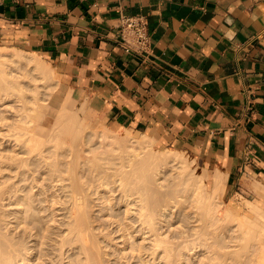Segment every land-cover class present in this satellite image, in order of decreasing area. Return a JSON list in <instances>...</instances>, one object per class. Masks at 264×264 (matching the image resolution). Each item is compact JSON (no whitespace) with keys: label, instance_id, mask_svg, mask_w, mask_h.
Masks as SVG:
<instances>
[{"label":"crops","instance_id":"1","mask_svg":"<svg viewBox=\"0 0 264 264\" xmlns=\"http://www.w3.org/2000/svg\"><path fill=\"white\" fill-rule=\"evenodd\" d=\"M121 14L146 18L148 56L117 43ZM0 44L44 58L97 121L221 172L223 198H259L264 0H0Z\"/></svg>","mask_w":264,"mask_h":264},{"label":"bare ground","instance_id":"2","mask_svg":"<svg viewBox=\"0 0 264 264\" xmlns=\"http://www.w3.org/2000/svg\"><path fill=\"white\" fill-rule=\"evenodd\" d=\"M27 54L8 53L0 47V102L15 101L19 104L10 117L0 114V180L5 179L7 170L10 173L14 170L12 177L15 179L13 183L0 181V206H8L15 211L12 213L15 228L28 236L29 245L62 247L72 236L75 240L69 245L80 243L87 250L90 246H110L115 240L116 244L131 246L132 252L136 250L141 264H177V257L181 255L177 252L180 244L205 246L209 233L188 229L187 224L206 219L220 220L223 174H214L208 185L205 172L194 175L193 160L182 152L155 150L154 140L149 135L143 134L139 139L123 129L115 133L108 129L95 132V137L110 142L113 147L104 149L102 146L103 150L97 153L95 148L91 149L89 154L93 158L80 162L82 141L80 143L79 140L82 138L83 143L90 146L93 138L83 136V123L75 113L67 111L68 106L65 108L63 105L61 114L60 111L58 113L60 116H56L57 121H54L59 123L57 135L53 131L47 133L46 98L50 90L48 83L55 79L52 78L54 71L39 55ZM28 76L38 82L32 89L21 83V79ZM66 99L64 105L70 101L68 96ZM62 136L71 139L67 153L59 152L64 145ZM97 154L105 158L114 155L121 158L108 172L109 168L101 167L100 161L104 158ZM66 157H70V161L63 163ZM107 159L114 160L112 157ZM102 168L104 170H99ZM173 170L177 173L178 183L169 182L175 180L168 173ZM259 188L261 190L258 185L256 189ZM180 190L187 193L184 201H190L196 213L187 216L185 224L173 234L171 226L179 216L170 215V206L175 207L179 202L175 199ZM263 190L258 191L263 193ZM24 191L32 193V198L25 200ZM256 202L258 206L251 201L226 203V209L222 211L224 218H221L235 220L236 214L245 207L253 214V217L245 216L246 222L261 220L256 228L264 239V196L260 194ZM34 205L39 207V211L49 210L53 217L61 215L65 219L61 224L64 233L52 238L45 231L33 232ZM164 226L165 231L162 230ZM136 239L140 241L136 243ZM1 240L2 237L0 253L4 246H26L7 237L5 243ZM125 249L118 252L120 259L132 264L130 261L134 254L128 259ZM95 256L87 253L86 260L100 264ZM29 261L20 258L16 264Z\"/></svg>","mask_w":264,"mask_h":264},{"label":"rangeland","instance_id":"3","mask_svg":"<svg viewBox=\"0 0 264 264\" xmlns=\"http://www.w3.org/2000/svg\"><path fill=\"white\" fill-rule=\"evenodd\" d=\"M0 47L4 48V51L8 53L9 52L11 53L19 52V53H24V54L29 53L24 50H19V49L1 45V44H0ZM40 58L46 61L41 56ZM48 64L54 71L55 76L53 75L52 78L54 77L55 79H50L51 81H49L48 83L50 90H48V94L46 98V106H47L46 115L47 116L45 115L48 120L47 124L45 125V129L49 128L46 130L47 133L51 134V132L53 131V134L55 133V135H57L58 128L56 129V127H59V123L57 122L54 123V121H57V119L55 120V118L56 116L58 117L60 116L58 115V113L62 109L63 106L64 107L68 106L67 111L75 113L80 119V121L83 123L85 127L82 133L83 136L86 135L87 137L90 136L91 138H93L91 142L92 144L90 146L87 142H85L84 144L82 138L81 140H79L80 143L82 141V143L80 144L81 145L80 162L93 158V155L89 154V150L91 149L95 148L96 153L103 150V148H101L102 146L104 147V149H111L113 145H111L110 142H104L101 138L95 137V132L99 133V131H102V130L104 131V129L105 130L108 129L109 131H112L113 133H115L119 131L120 129H113L97 121L90 115L87 109H85L83 106L78 105L77 101L72 97L71 92L63 88L62 84L60 83V77L56 73L55 69L51 66L50 63ZM52 80H55L56 83L55 81L52 83ZM21 81H22L21 82L22 84H24L25 86L27 85L30 89H32L38 84V82H34L31 79V76L24 77L21 79ZM28 95L30 94L28 93ZM67 96L70 98V101L68 100L69 103L67 104L65 103L64 105V102H67V99H66ZM10 99H13V98H10ZM18 107H19V104L17 102L15 103V101H6V102L3 101L0 104V114L3 113L2 114L3 116L10 117L11 114L14 113L12 112L14 108L17 109ZM61 112L62 111H60L59 114H61ZM53 123L58 126L54 125ZM122 131L126 132L128 130L123 129ZM130 135L135 138L141 139V136L143 134L139 135V134H134L130 132ZM62 140L64 142V145L62 146L61 149H59V152L67 153L69 151L68 146L71 144L70 143L71 139L68 138V136L67 138L66 136H62ZM153 148L155 150H160V151H163L165 149V150H171V151L180 152V153L182 152V154L187 156V158H189L190 160H193L194 171H195L194 175L196 176H198L199 174L203 175V173L205 172L204 174L206 175V183L208 185L210 184V181L212 180L214 174L221 173L219 171H215L212 167L207 166L205 163L202 162L200 158L184 150L177 149L169 144L154 140ZM97 156L99 158H104L100 161L101 167H103L104 169L109 168L110 170H108V172L112 171L111 168L113 167V165L118 164L119 163L118 161H120V158H121L118 155H114L110 157L106 156V158L103 155L97 154ZM111 157L114 158V160L107 159ZM68 159H70V157L69 158L66 157L62 162L66 163L70 161ZM103 168L99 170H104ZM5 172H6L4 173V175L6 176L5 179H1L0 181H8V182L10 181L11 183H13L15 180L12 177V175H14V170L11 173L8 172V170ZM168 173L172 175V178H175V180H172L169 182L174 181L175 183H178L176 171L173 170V171H169ZM86 175L87 174H85L84 176ZM181 192L183 194H181ZM181 192L179 193L181 198L178 195L177 198L175 199V201L177 200L176 202L179 201L178 203H176V206L175 207L170 206L171 208L170 215H172V217L176 216V218L177 216H179L177 220L173 219L175 220L173 221L175 223L172 222L173 225L171 226V229L173 230V234H176L179 231V228H181L182 224H185V220L187 216L188 217L193 216L196 213V209L190 206L192 205L191 202L184 201L185 195L187 197V193L185 191L184 192L181 191ZM27 193L28 194H26L25 191L22 192L25 200L32 198V195H33L32 193H29V192ZM260 194L264 196V192L263 193L260 192ZM18 195H21V194L18 193ZM220 197L223 203L221 202L219 206L220 207V215H219L220 220L218 222H214L213 220L206 219L205 221L189 222L187 224L188 229H196L199 232L205 231L209 233L207 237V241L204 242L205 246H197V247L196 246H183L182 244H180V246L177 247V250H178L177 252H180L181 255L177 257L178 259L177 264H264V239L262 237V233L256 228V225H258L259 221L261 220L255 219L253 223L246 222L245 216L253 217V214H251L249 210L245 207L243 209H240L238 213L239 215L236 214V217H234L235 220L230 221L232 218L227 219V220L226 218L223 219L224 216H223L222 211L226 209L227 204H230L234 200L223 198L222 193ZM180 199L183 202H181ZM249 199L250 200L240 198L239 200H236L235 202H239L242 204V203H245L246 201H251L254 205L258 206L256 202L258 197L249 198ZM33 209L35 211L34 212L35 221L31 225L33 232L45 231V233L49 234V237H52V238H55L57 235L64 233V229L61 224L64 222L65 219H63L61 215H54L56 217H53L52 214L48 212L49 210L39 211V207L35 205ZM13 212L15 211L12 210L8 206H4V207L0 206V238L2 237L1 241L2 243L4 241L6 242L5 237H7L16 242L19 241L22 244L25 243L26 246H12V247L4 246V250H2V252L0 253V264H16V262L20 258H25L27 261L30 260L27 264H33V263H36V264H91L89 261L86 260L87 253L88 255H94V256L96 255L95 257L97 258V261L100 264H126L125 260L120 259V255L118 253L120 250H123L124 248H126L125 252L127 254L128 259L132 258L131 257L132 253L134 254V257L131 259L130 263L132 262V264H141L139 262L140 260L137 256L136 250L132 252L131 246H127V245L123 246V244L121 243L116 244L115 240H114L115 243L113 244L112 243L113 241H112L110 246L109 245L108 246H90L87 250H84L80 243L69 245L70 242L75 240L72 236L66 239L64 246L62 247L53 246L49 244H44L42 246H36V247L30 246L29 245L30 239H28V236L25 233H23L21 229L19 230V228H15L16 221L13 218V214H12ZM42 220L43 222L41 223ZM44 227H47V229H44ZM162 230L165 231L166 227L165 226L162 227ZM110 240L111 239H109V241ZM139 241H140L139 239H136V243H138ZM214 241L217 243H213ZM220 241L221 243H218ZM214 244L218 246H215ZM133 247L138 248L139 246H133ZM145 247L146 246H144V248Z\"/></svg>","mask_w":264,"mask_h":264},{"label":"built area","instance_id":"4","mask_svg":"<svg viewBox=\"0 0 264 264\" xmlns=\"http://www.w3.org/2000/svg\"><path fill=\"white\" fill-rule=\"evenodd\" d=\"M117 43L127 54L148 56L151 53V36L146 18L121 14L117 25Z\"/></svg>","mask_w":264,"mask_h":264}]
</instances>
